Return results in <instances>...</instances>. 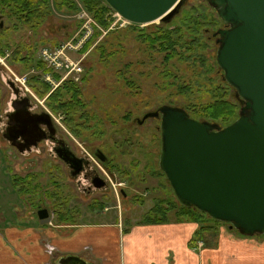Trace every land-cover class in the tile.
Returning <instances> with one entry per match:
<instances>
[{"label":"rangeland","instance_id":"obj_1","mask_svg":"<svg viewBox=\"0 0 264 264\" xmlns=\"http://www.w3.org/2000/svg\"><path fill=\"white\" fill-rule=\"evenodd\" d=\"M187 11L198 13L202 18L200 30H184L185 38L188 41L191 40L192 36H196L201 43L206 44L204 49L197 55H193V52H188L186 47H182L183 49L181 48L180 51L185 53V57L166 61L163 58L164 53H159L155 48L148 47L140 36H135L136 31L132 29L133 27L129 26L116 13L109 15L112 19L110 28L114 29L115 32L111 36L118 35L119 41L115 43L111 39V44H106V52L111 55H105L103 60L96 49L98 41H100L103 34L86 51L71 52L74 60H80L79 65L82 70L79 74H73L74 76L72 75L73 77L69 78L68 81L75 82L79 96L86 99L84 107L91 117L90 120H99L98 124L95 125L98 127L96 141L102 139L103 132L106 131L108 135L103 139L112 138L111 140H114L115 143L118 142V151L121 152L118 154L120 159L118 163L121 169L111 168L113 174L108 173V186L114 191V194L110 195L111 202L104 205L107 206V210H104L103 207V209H100L103 212H98L99 208H96L95 214H92V209L82 207L79 212L73 214L70 211V213L73 215L74 223L92 221L118 222L120 224L121 237L124 235L125 241L123 242L120 237V240L118 238L113 241L109 239L106 247L110 251L115 252V250H118L121 253L123 243H125V258L127 257V252L131 249L129 248L126 235L134 227L145 224L192 222L181 218L177 219L175 211L179 209V205L177 206L179 202L164 173L158 166L160 120L158 118H149L145 124L139 125L134 121L135 118H140L144 112L153 111V109L162 105L182 107L190 115L189 112L192 106H199V104L213 101L218 96L225 97L237 104L238 112L240 109L231 89L232 87L222 79L223 73L216 63L217 44L215 43V37L211 36V34L214 30L219 29L218 26L222 25V21L217 19L215 10L206 0H185L178 12L167 22V26L171 25V28L177 25L183 26L184 24L181 20L185 17V14L187 15ZM78 12L71 14L65 11L64 8L58 10L53 6L51 8V16L47 22L40 24L38 28L29 29L28 31L22 29L16 32H13L14 29L11 28V22L8 20L6 13L3 12L4 16L1 17L3 28L0 29V40L2 43L11 44V42L22 39V42L17 44L21 45L22 48H26L28 46L26 41L31 39V44H34H32L31 48H36V57L39 58L41 48H53L57 44L65 42L71 35L73 36L80 30L81 24L78 22L80 20L76 17L77 14L79 15ZM86 14L90 20L88 25L91 24L92 31L87 38L88 41L93 34V27L96 26V23L87 12ZM159 25L160 21H155L139 25L137 28L142 30L138 31L140 34L155 31ZM35 31L36 33H34ZM10 53L9 57H11ZM9 64L0 56V84L3 90L0 109L2 111L5 109L6 95L7 97L10 96L7 81L15 82L13 74L18 77L24 76L25 79H28L33 74H39L34 68L26 67L25 64ZM39 80L42 81L41 79ZM31 82L36 85L33 81ZM16 85L19 86V83ZM29 87H31L30 84ZM22 89L28 93L24 88ZM29 89L33 95L29 93L26 95L33 100L38 108L43 110L46 108L49 114L56 118L63 116L61 113H51V109L45 100L46 97H39L34 90ZM214 123L225 126L219 122ZM1 127L2 125L0 124V129ZM61 130L68 135L65 129ZM0 147H3L0 148V170L3 173H7L5 179L9 178V171L11 172V166L9 165L11 163L16 170L17 165H14L13 161L11 162V159L15 157L20 161L24 170L29 169L30 165L33 166L38 163L36 157H30L29 161L28 158L18 156H11L9 159L4 153L5 146L1 139ZM112 149L114 150V148ZM112 149L107 150L106 153L114 157L115 151ZM11 151V154H15L12 148ZM17 159L15 160L16 162ZM97 169L102 174L98 167ZM33 170H36L35 166ZM105 170L107 171V168ZM21 172L24 171L19 170L17 174H21ZM0 180V186H2L4 179L0 178ZM40 180L43 182V186L48 187L50 180L48 181L44 177ZM119 186L124 189L126 195L124 197L119 195L120 198L117 199L116 194ZM50 189H53V187L50 186ZM61 192L66 193V189ZM112 197H115L114 201ZM49 201L52 202L53 200ZM168 203L173 205L171 209L167 208L169 207ZM156 205L164 207V213L151 212ZM56 207L52 206V204L49 207L50 213L54 214V216H56ZM91 208L95 207L91 206ZM147 219H149V222ZM158 220L160 223L153 222ZM52 223H58L56 218H54ZM223 227L229 233L234 232L227 227V224H223ZM261 235L264 234H254L248 237L258 238ZM243 236L247 237L246 235ZM259 240H264V238H259ZM142 243L140 244L139 255H143L144 259L154 258L163 249L162 243L157 245V251L154 246L152 248L147 247L144 240H142ZM196 246L200 247L201 243H197ZM114 247L115 249L112 250ZM54 264H58L57 261Z\"/></svg>","mask_w":264,"mask_h":264},{"label":"water","instance_id":"obj_2","mask_svg":"<svg viewBox=\"0 0 264 264\" xmlns=\"http://www.w3.org/2000/svg\"><path fill=\"white\" fill-rule=\"evenodd\" d=\"M104 1L122 20L136 25L169 22L183 3ZM206 1L227 25L215 31L216 63L223 80L245 105L223 127L194 119L182 107L171 105H162L143 118L160 113L158 166L180 204L193 206L243 235L264 234V0ZM37 122L33 121V127ZM97 157L104 155L98 152ZM37 216L41 224L50 220L46 208ZM73 262L91 264L73 254L57 260L58 264Z\"/></svg>","mask_w":264,"mask_h":264},{"label":"crops","instance_id":"obj_3","mask_svg":"<svg viewBox=\"0 0 264 264\" xmlns=\"http://www.w3.org/2000/svg\"><path fill=\"white\" fill-rule=\"evenodd\" d=\"M6 175L0 170V178L4 179L0 186V264H54L66 254L91 264H264V240H259L264 235L245 237L235 231L229 233L220 225L216 237L211 231L205 235L206 241L214 245L196 250L188 246L197 228L194 222L134 227L126 235L131 249L125 258V243L121 253L106 247L109 239L120 237L125 241L118 222L41 224L35 215L37 204L29 205L25 195L20 197ZM142 240L156 251L157 245L163 244L158 257L144 259L139 255ZM46 242L55 247L53 253L46 252Z\"/></svg>","mask_w":264,"mask_h":264},{"label":"flooded vegetation","instance_id":"obj_4","mask_svg":"<svg viewBox=\"0 0 264 264\" xmlns=\"http://www.w3.org/2000/svg\"><path fill=\"white\" fill-rule=\"evenodd\" d=\"M1 28H3V23L0 26ZM218 28H227V25L222 22V25L218 26ZM215 31L212 32L211 36L215 37V43L217 44L218 35L215 34ZM3 58L7 64L10 63L7 58ZM16 84L14 81H7L10 96L7 97L6 95L5 109L2 117H0V124L2 125L0 139L5 146V155L9 159L11 156H18L28 158L29 161L30 157H36L38 163L33 166L30 165L29 169L24 170V167L16 157L11 159V162L13 161V164L15 163L14 165L17 166L15 170V166L12 163L9 165L11 166V172L9 171L10 186L19 193L20 197L24 198L25 195L29 205L37 204L35 211L37 218V211L40 209L46 208L49 214L51 204L52 206H57L56 209L59 207L67 208L73 214L79 212L82 207L92 209V214H95L96 208H99L98 212H103L100 210L103 207L104 210H107V206L104 205L111 202L110 195L114 194V191L108 186V173H112L111 168H120L118 154L121 152L118 151V142L115 143L114 140H111L112 138L103 139L108 135L106 131L103 132L102 139L96 141L98 127L95 125L98 124L99 120H90L91 117L85 111V107L80 110L81 112L78 111L76 114H79L75 115L74 119L65 126L63 122L64 116H59L57 120H54L46 108V110L44 109L45 111L38 108L33 100L26 95L28 93L24 92ZM75 86L77 88V85ZM231 89L239 106H244L245 101L237 96L233 87ZM2 97L3 90L0 84V101ZM79 98L83 99L81 96ZM83 100L86 102V99ZM158 108L144 112L140 118L137 117L134 121L139 125H143L149 118H158L160 120V113L156 117L143 118L144 114L154 112ZM50 112L55 113L52 110ZM31 114H36L37 116L32 117ZM29 118L33 121H38L36 127H33V121L28 120ZM60 128L65 129L68 135L63 133ZM11 148L15 151L14 155L11 154ZM109 149L115 151L114 157L106 153ZM98 152L104 155L102 159L97 157ZM62 156H68L70 160L72 159L71 162H66ZM16 159L19 163L15 161ZM34 166L36 170H33ZM97 167L102 174L99 173ZM105 168H107V171ZM19 170L24 172L17 174ZM17 177L19 180L20 178L22 179L19 185H15V178ZM43 177L52 182L51 186L56 194L51 198L52 202L49 201L51 199H45L43 202L40 200L41 196H39L36 185L43 183L40 180ZM26 179L35 187L26 185ZM29 188L34 192L20 194L21 190L25 191ZM63 189H66V193L61 192ZM119 195L121 197L126 195L124 189L120 186L116 194L117 199L120 198ZM112 199L114 201L115 197H112ZM91 206L95 208H91ZM198 243H201V246H196V250L203 247L202 242L199 241ZM72 264L76 263L73 262Z\"/></svg>","mask_w":264,"mask_h":264},{"label":"trees","instance_id":"obj_5","mask_svg":"<svg viewBox=\"0 0 264 264\" xmlns=\"http://www.w3.org/2000/svg\"><path fill=\"white\" fill-rule=\"evenodd\" d=\"M184 1L185 0H183V3ZM53 6L58 10L64 8L65 11L71 14H75L80 8H83L93 18L96 26L94 27L92 36L83 45L80 52L86 51L87 48H89V46L103 34L100 41H98L99 43L96 49L99 51L100 58L103 60L105 55H111L106 52V44H111V39H113L115 43H118L119 41L118 35L111 36V34L115 32L114 29L110 28L112 19L109 15L115 12L105 3L104 0H0V18L4 16L2 13L5 12L8 20L11 22V28L14 29L13 32L22 29L28 31L29 29L38 28L40 24L47 22L51 16V8ZM216 17L220 20L218 16ZM201 20L202 18L198 13L187 11V15L185 14V17L181 20L184 24L183 26L177 25L176 27L171 28V25L167 26V22L160 21V25L155 31L139 34L138 31H142L137 28L139 25H128L132 26V29L136 31L135 36H140L148 47L155 48L159 53H164L163 58L168 61L174 58L182 59L183 56L185 57V53L180 51L182 47H186L188 52H193V55H197L204 49V46H206L205 43H201L196 36H192L191 40L188 41L185 38L184 33V30H200L202 25ZM78 22L81 24L80 21ZM34 33H36V31ZM21 40L22 39H18L11 42V44L2 43L0 40V56L7 58L11 64L22 63L25 64L26 67L28 66L34 68L36 71H40L39 74L31 75L26 81L30 84L31 89L34 90L36 95L44 97L51 90V85L42 82L39 79L41 74L49 72L50 69H46L42 59L36 57V48H31L33 44H31L32 40L30 39L29 41H26V43H28V46L25 44L26 48H22L21 45L17 44L18 42H22ZM9 53L11 57H9ZM53 75L56 79H59L60 77L57 73H53ZM31 81L36 83V85ZM45 100L47 101L48 107L53 112L61 113L64 116L63 122L65 126H67L69 122L74 119L76 113L82 110L85 106L84 100L79 98L75 82L68 80L55 87V89L46 96ZM190 109V116L194 119L219 122L222 125H227L234 121L239 113L237 104H234L222 96H218L213 101L199 104V106H192ZM21 181V178L20 180L18 177L15 178V185H19ZM51 184L52 182L50 181L49 185L51 186ZM26 185H32L35 187V185L31 184L28 179H26ZM49 185L48 187L43 186L42 183L36 185L42 202L43 200L51 199L56 195L54 189H50ZM23 191L24 190H21L20 194L34 192L31 188ZM168 204L169 207L167 208L171 209L173 205H170V203ZM59 205L61 204L59 203ZM177 206L179 208L175 211L178 217L177 219L181 218L185 221H192L197 224V228L190 239L188 246L195 249L196 244L199 241L203 243V246H213L214 244L206 241L205 235L211 231L212 235L216 237L218 226L226 223L212 219L206 213L197 210L193 206L186 207L180 203H178ZM164 210V207L156 205L152 208L151 212L164 213ZM56 220L59 224L74 222L69 210L61 207L56 210ZM147 221L149 222V219H147ZM153 222L160 223L159 220ZM233 231L241 234L235 229H233Z\"/></svg>","mask_w":264,"mask_h":264},{"label":"built area","instance_id":"obj_6","mask_svg":"<svg viewBox=\"0 0 264 264\" xmlns=\"http://www.w3.org/2000/svg\"><path fill=\"white\" fill-rule=\"evenodd\" d=\"M78 13L79 15L77 14L76 17L81 21V28L79 27L80 30L77 33H75L65 42L60 43L53 48L43 47L39 51V57L45 64L44 67L46 69H50L48 73H45L41 76V79L52 85V89L56 87L60 82L72 78L74 76L73 74H79V72H81L82 70L81 66L79 65L80 60H74L71 56V52H77L78 50H80L84 42L87 41V38L92 31L91 24L88 25V22L90 20L89 18H87L86 11L84 9H81ZM53 73H57L60 75L58 80H55L56 78L54 77ZM13 78L15 82L19 83L20 87L30 92L24 76L18 77L13 74ZM52 117L54 118V120H57V118H55L54 116ZM45 250L47 253H53L55 247L49 242H46Z\"/></svg>","mask_w":264,"mask_h":264}]
</instances>
